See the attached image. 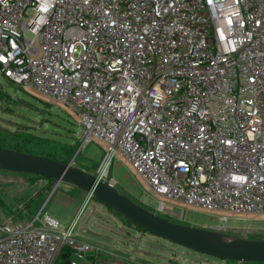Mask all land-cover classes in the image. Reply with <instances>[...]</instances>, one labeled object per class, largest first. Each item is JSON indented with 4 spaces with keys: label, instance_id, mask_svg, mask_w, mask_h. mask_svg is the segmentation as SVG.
<instances>
[{
    "label": "built area",
    "instance_id": "2783aa9c",
    "mask_svg": "<svg viewBox=\"0 0 264 264\" xmlns=\"http://www.w3.org/2000/svg\"><path fill=\"white\" fill-rule=\"evenodd\" d=\"M0 73L74 110L82 144L169 202L264 214V0H0ZM77 236L7 219L0 264L102 251Z\"/></svg>",
    "mask_w": 264,
    "mask_h": 264
},
{
    "label": "rangeland",
    "instance_id": "374dc122",
    "mask_svg": "<svg viewBox=\"0 0 264 264\" xmlns=\"http://www.w3.org/2000/svg\"><path fill=\"white\" fill-rule=\"evenodd\" d=\"M79 121V116L74 110L60 103H50L48 97L31 89L15 86L0 73V143L2 145L24 147L34 154L43 150L57 157H65L67 160L75 154L71 160L73 165L95 173L109 150V145L95 140L82 144L79 138L81 132ZM67 145L72 146L68 153ZM0 172H2L0 188L3 187L0 194L3 196L35 194L38 188L50 183L46 178L33 179L22 173H4L2 170ZM102 178L112 183L119 192L129 196L134 202L171 221L197 227H218L224 224L228 228L227 234L231 236L250 238L259 233L264 236V214L220 212L169 202L155 194L149 184L136 173L131 163L119 152L111 157L107 172ZM63 184L66 183H58L55 193L61 190L59 185L63 188ZM161 199L175 206V215L157 210ZM97 208L105 212L97 213ZM181 208H184L182 217ZM36 209L32 202L30 210ZM42 212L45 213L46 209ZM73 213L75 215L76 211ZM74 215L72 214L73 217ZM222 215L227 217L226 221L221 220ZM0 221H4L2 217ZM59 227H64L62 222ZM81 229H84L83 232L92 237L101 249L112 247V241L117 243L116 246L119 248L127 243V246L137 253H144L143 255H147L148 258L155 257L154 261L159 264H173V262L237 264L189 250L147 231L139 230L136 226L124 222L123 217L108 209L103 203L95 201L94 198L86 202L74 221L75 233ZM241 229L252 231V235L242 232ZM70 259L76 260L77 257L71 253ZM172 259L173 261L170 262Z\"/></svg>",
    "mask_w": 264,
    "mask_h": 264
},
{
    "label": "water",
    "instance_id": "95a60500",
    "mask_svg": "<svg viewBox=\"0 0 264 264\" xmlns=\"http://www.w3.org/2000/svg\"><path fill=\"white\" fill-rule=\"evenodd\" d=\"M72 158L64 162L0 145V170L39 175L50 179L48 188L62 182L83 192V198L71 223H74L86 202L94 198L133 225L189 250L238 263L264 262V239L236 237L207 227L174 222L119 192L112 183L102 178L110 153H106L95 173L73 165Z\"/></svg>",
    "mask_w": 264,
    "mask_h": 264
},
{
    "label": "crops",
    "instance_id": "0c3cea01",
    "mask_svg": "<svg viewBox=\"0 0 264 264\" xmlns=\"http://www.w3.org/2000/svg\"><path fill=\"white\" fill-rule=\"evenodd\" d=\"M57 185L58 183L52 185L53 189L50 187L48 188V184L46 186L44 185L43 187L38 188L35 194L30 195H4V198V196L0 194V217H2V220L4 221L7 219H11L17 222L32 220L34 226L36 227L41 226L48 217L57 220L59 224L62 222L64 227L68 226L73 219V212L76 211L80 204V201L83 198V192L69 184H63V188L59 185L58 187H60L61 190L55 193V187ZM2 188L3 187H1L0 190H3ZM80 192L82 193L81 195ZM32 202L33 204H35V207H37V209L33 211L30 210ZM172 206L173 210L175 211V206ZM44 209H46L45 213L42 212ZM103 212H105L103 209L97 208V213L102 214ZM3 222L0 221V225H2ZM83 230L84 229L78 230V239L80 241H86L92 244H96L92 237L86 235ZM116 245L118 244L112 241V247H110L109 249H102V251L97 255L91 252H86L83 255H78L71 248L63 247L58 255L57 260L60 259L61 261H63V264L65 262L69 263V261L74 260L70 259V254L74 253L77 257L75 261H78L81 264H159L154 261L155 257L148 258L147 255H143L144 253H137L134 249H131L130 246H127V243H125V245L120 248ZM171 261H173V259L170 260V262ZM235 263L256 264L254 262ZM173 264L178 263L173 262Z\"/></svg>",
    "mask_w": 264,
    "mask_h": 264
},
{
    "label": "trees",
    "instance_id": "16d2710c",
    "mask_svg": "<svg viewBox=\"0 0 264 264\" xmlns=\"http://www.w3.org/2000/svg\"><path fill=\"white\" fill-rule=\"evenodd\" d=\"M0 145L1 146H5V145H2L1 143H0ZM68 146V149H67V153L68 152H70V148H72V146H70V145H67ZM5 147H9V148H13V149H17V150H20V151H23V152H31V151H28L27 149H25L24 147H17V146H5ZM38 154H41V155H45V156H48V157H51V158H53V159H57V160H60V161H64V162H66V161H68L65 157H57V156H55L54 154H51V153H46L45 151H40V152H38ZM4 173H6V171H4ZM22 174H24V175H26L27 177H29V178H33V179H39V178H44V177H41V176H39V175H35V174H28V173H22ZM47 179V178H46ZM49 181H50V179H48ZM108 209H110V208H108ZM116 213V212H115ZM121 216V215H120ZM122 217V216H121ZM165 218V217H164ZM167 219V218H166ZM123 221L124 222H126V223H130V224H132L131 222H129L127 219H124L123 218ZM133 225V224H132ZM134 226H136V225H134ZM137 227V229H139V230H143L142 228H140V227H138V226H136ZM143 231H145V230H143ZM250 238H256V239H264V236H262V234L261 233H259V235H257V236H252V237H250ZM228 262H233V263H235L234 261H228ZM254 263H256V264H264V262H254ZM55 264H63V261H61L60 259H58L56 262H55Z\"/></svg>",
    "mask_w": 264,
    "mask_h": 264
},
{
    "label": "bare ground",
    "instance_id": "6f19581e",
    "mask_svg": "<svg viewBox=\"0 0 264 264\" xmlns=\"http://www.w3.org/2000/svg\"><path fill=\"white\" fill-rule=\"evenodd\" d=\"M107 172V164L104 165V168H103V173L105 174Z\"/></svg>",
    "mask_w": 264,
    "mask_h": 264
}]
</instances>
